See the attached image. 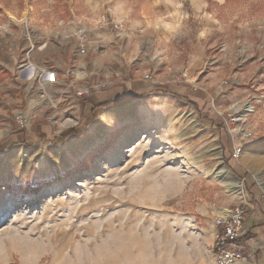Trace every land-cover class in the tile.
I'll list each match as a JSON object with an SVG mask.
<instances>
[{
    "label": "rangeland",
    "instance_id": "1",
    "mask_svg": "<svg viewBox=\"0 0 264 264\" xmlns=\"http://www.w3.org/2000/svg\"><path fill=\"white\" fill-rule=\"evenodd\" d=\"M193 38L203 66L186 76ZM0 39L16 53L0 65V97L26 103L33 121L23 140L0 141V264H215L220 210L264 202V64L248 57L264 52V0H0ZM72 66L86 71L73 75L80 86L111 82L93 91L126 79L155 87L132 95L134 119H107L110 134L82 155L68 146L95 135L111 108L82 136L48 143L36 133L53 138L92 120L85 97L57 102L66 84L45 76L60 80ZM184 85L208 102L201 112L172 93ZM236 114L230 134L224 124ZM8 134L0 127V138ZM225 158L240 195L211 176Z\"/></svg>",
    "mask_w": 264,
    "mask_h": 264
},
{
    "label": "crops",
    "instance_id": "2",
    "mask_svg": "<svg viewBox=\"0 0 264 264\" xmlns=\"http://www.w3.org/2000/svg\"><path fill=\"white\" fill-rule=\"evenodd\" d=\"M216 1H218L220 4H223L227 0H216ZM200 30H201V28H200ZM214 31L215 30L212 28L210 30V32H209L210 34H208V36L209 35L210 36H216V34L213 33ZM199 41L201 42V40H199ZM189 42H191V41H189ZM196 42H197L196 38H193L192 44L194 45L195 49L191 54L188 55L187 63L189 64V67L186 68V72H185L186 76L189 74H190V76H192L193 74H195V72L200 67L203 66L202 65V63H203L202 48L197 47ZM103 44L104 45L107 44L105 47V50L108 51V49H109L108 44L109 43L107 41H104V42H102V45ZM13 49H14V47L11 45L10 40L4 42L0 39V65L4 66L7 63H11L14 59H16V57H15L16 53H14ZM248 57H250L252 59H254V58L260 59L263 61L262 64H264V52L259 51V52H255L254 54L249 53ZM104 59H105V57H100L98 61L94 62L95 66L97 68H99L100 64H103V63L105 64ZM117 64H118V68H116V70L119 71L120 69H122V70L124 69L122 58H121L120 62H117ZM119 67H121V68H119ZM191 68L195 69L194 73H192ZM63 74H62V78L60 80H63ZM128 81L129 80L126 79V81H123V83H120L116 87L110 86L109 88L104 89V90H99V91L96 90L91 95L85 97L83 99L85 101L82 104L83 105V108H82L83 112H85L87 110L91 113L92 108L100 105L102 102H105L107 100L117 99V98L125 96V95H139V94L143 95L146 93H147L146 95H152L155 93V92L148 93V92L152 91V89H155V87L150 85V84H148L147 88H144L143 86L142 87L139 86L140 84L144 85L143 83L128 82ZM117 87H119L120 90H118V93L113 94L116 91ZM144 89L146 90V92H142V91H144ZM106 92H108V93H106ZM178 92H180L181 94H186L190 98H193V99L206 101V100L202 99L203 97L200 94H198V92H193L192 88L190 86H188V87H186L185 85L181 86V88H180V90H178ZM103 94H105V95H103ZM107 94H110L109 98H107ZM71 96H72V94L69 95V97H71ZM136 98H139V96ZM71 100H72V98H70V103H69V100H67L64 103V105H61V106H64V108L68 109V107H70V105H73ZM25 105H26V103L21 102L20 100H19V102H16L14 98H12L10 95H7V94L0 97V127L5 128L9 132L8 135L1 137L0 141H5V142L15 141V140L20 141V140H23L25 137H27V136H25L26 133L21 132V129L17 130L19 128L15 122V114L16 113L21 111L25 115V112H29L28 110L23 111L21 109V107H24ZM37 112L40 113L41 115H43L45 113V110L39 109ZM29 113L31 114L32 112H29ZM29 113L27 115H30ZM27 120H28V118H27ZM31 123H33V121L28 122V124H31ZM36 133L39 135L46 134L45 131H40V130L36 131ZM234 171L237 173V176H238L237 170L234 169ZM244 203L245 204H242L243 206H245L244 207L245 208L244 235L253 234L254 237L251 238L249 241L245 242L244 246H242L240 248H241L243 254L247 258H252L254 260L255 264H264V202H262V201H256V202L249 201L248 202V200H245ZM246 257H245V260H247Z\"/></svg>",
    "mask_w": 264,
    "mask_h": 264
},
{
    "label": "built area",
    "instance_id": "3",
    "mask_svg": "<svg viewBox=\"0 0 264 264\" xmlns=\"http://www.w3.org/2000/svg\"><path fill=\"white\" fill-rule=\"evenodd\" d=\"M78 51L81 55H86L89 51L90 40L86 31H80L78 33ZM75 66L66 71L63 74V80H56L55 74L52 71H48L45 76L49 79V83L61 85L65 83V87L60 89L58 100H62L65 96L69 94H74L81 98L91 95L94 91L93 89L103 88L111 84V82H105L99 85L84 84L80 86L77 78L73 79V75L77 74L79 77H84L86 71L84 69L76 68ZM119 76V74H117ZM143 79L146 81H153V74L146 72L143 75ZM83 80V79H82ZM115 83V82H114ZM100 88V89H101ZM15 122L19 129L24 130L28 127V120L24 116L23 112H18L15 114ZM240 122V117L236 114L230 120L225 121L224 126L229 129V133L233 134L237 131V124ZM240 130L237 132L239 134ZM242 136L248 138L251 136L250 133H242ZM241 149L238 150L234 156L239 157ZM244 218H245V208L243 205H239L234 209H230L229 212L224 215H218L215 218V228H216V238L214 246L215 254V264H234L236 262L245 259L240 246L234 241L241 238L244 235Z\"/></svg>",
    "mask_w": 264,
    "mask_h": 264
},
{
    "label": "bare ground",
    "instance_id": "4",
    "mask_svg": "<svg viewBox=\"0 0 264 264\" xmlns=\"http://www.w3.org/2000/svg\"><path fill=\"white\" fill-rule=\"evenodd\" d=\"M135 111H136L135 104L133 102H130L128 104L126 103L116 108L105 110L101 115L102 125L97 128V132L95 133V135L91 137H87L85 139H81L78 142L74 143L73 145L68 146V148L71 150H74L79 155H82L87 150H89L94 145H96L99 141L104 140L105 136H108L110 134L111 130H110V125L106 123L107 119L110 118V119L118 120L122 124V122L128 119L129 120L134 119ZM208 172L211 173L210 170H208ZM211 176L214 180L222 182L224 186L227 188V191L229 193L233 195L241 194L242 192L241 184L242 183L239 182L237 179H235L230 174V172L228 171V169L226 168L224 164L221 163L218 170L215 171L214 173H211ZM259 181L264 187V180L259 178ZM220 212L226 215L229 212V209H221Z\"/></svg>",
    "mask_w": 264,
    "mask_h": 264
},
{
    "label": "trees",
    "instance_id": "5",
    "mask_svg": "<svg viewBox=\"0 0 264 264\" xmlns=\"http://www.w3.org/2000/svg\"><path fill=\"white\" fill-rule=\"evenodd\" d=\"M152 91L148 92V93H151ZM167 93V91L165 92ZM172 93L175 94V96L178 98V99H181V100H184L190 104H192L197 110H199V112L202 111L199 103L200 102H203L201 100H198V99H193V98H190L188 95L186 94H181L180 92H175L173 91ZM147 94V93H146ZM136 99V97L132 96V95H125V96H122V97H119L117 99H112V100H107L105 102H102L100 105L98 106H95L92 108L91 110V113L93 114V118L92 120L88 123L87 126H85L82 130H78L77 128L75 127H71L69 128L68 130H66L65 132H62L59 136H54L53 138H48L45 134H42L39 136V140L42 141V142H48V143H53L59 139H67L69 138L70 136L72 135H75V136H82L83 134H85V132L87 130H89V128H91V126L93 124H95L97 118H98V112L102 109H107V108H112V107H116L118 105H121V104H124V103H127V102H130L132 100ZM205 106L208 105V102H204L203 103ZM212 127L214 129H218L220 130L222 125L218 124L217 122H215L214 120H212ZM232 158H225V162H226V166L232 171L235 173L234 171V168L233 166L230 164V161H231ZM10 188L13 187V185H10L9 186ZM15 188L16 187H19V186H14ZM21 187V186H20ZM19 187V188H20ZM23 187V186H22ZM245 207V206H244ZM254 235L253 234H246V235H243L241 238H238L236 239L234 242L237 243L238 246L242 247L244 246L245 242L249 241L251 238H253Z\"/></svg>",
    "mask_w": 264,
    "mask_h": 264
},
{
    "label": "water",
    "instance_id": "6",
    "mask_svg": "<svg viewBox=\"0 0 264 264\" xmlns=\"http://www.w3.org/2000/svg\"><path fill=\"white\" fill-rule=\"evenodd\" d=\"M118 106H121V105H118ZM118 106H116V107H118ZM225 166H226V164L225 163H223ZM226 168H227V166H226ZM228 169V168H227ZM231 173V172H230ZM231 175L235 178V179H237L239 182H242L241 181V179L237 176V175H235V174H233V173H231Z\"/></svg>",
    "mask_w": 264,
    "mask_h": 264
}]
</instances>
